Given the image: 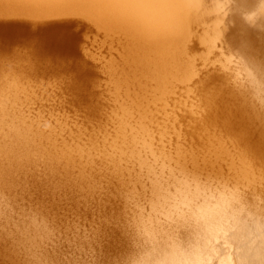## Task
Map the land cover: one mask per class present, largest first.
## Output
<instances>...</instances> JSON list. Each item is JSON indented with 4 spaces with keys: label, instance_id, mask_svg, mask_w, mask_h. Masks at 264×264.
Instances as JSON below:
<instances>
[{
    "label": "rangeland",
    "instance_id": "rangeland-1",
    "mask_svg": "<svg viewBox=\"0 0 264 264\" xmlns=\"http://www.w3.org/2000/svg\"><path fill=\"white\" fill-rule=\"evenodd\" d=\"M257 1L258 0H253V1L250 0L248 4H245L246 3L245 2L244 6L243 4H241L240 0L239 1L238 0H211V1L208 0L207 2H205L206 3L205 6H208L209 3H212V7L210 6L211 4H209L210 7L208 6V7H205L204 9L205 11L204 20L208 18V21L211 23L212 26L209 27L210 23L208 21L207 22L205 21L206 23H209L208 28L207 27L206 28L208 29L209 32L212 30L211 33L215 32L216 34V35L214 34L215 36L214 35L212 36L210 35V36L213 37L214 39L217 36L213 43V45L215 46L214 48H212L213 45L210 46L205 43L206 45L205 47H203L202 45L204 43L203 44L199 43L200 42L198 40L199 35L202 36L207 31L204 28V26H206L207 24L203 20L202 26H197L198 28L200 27V29L198 28L197 29L201 31L202 30L201 27H203L204 33L202 32L203 31L202 30L201 31L202 33L199 34L198 37H196L197 40H194V42L196 41V43L198 41L199 45L202 44L201 45L202 47H199L198 49V47L196 46V43L192 42L196 46V49L192 47L195 53L194 54L192 52V59H193V56L196 55L197 52L202 54L204 53V51H209V52L213 51L212 53L210 52L211 54L209 57L211 58L206 59V57L209 58L208 57L209 52H208V55H207V52L202 54L201 56L203 57H201L200 55L198 57V54H197L198 58L196 57V59L198 60V62L195 60V58L193 60H195L198 63V65L195 64L196 66H198L197 68L194 65L195 69L198 70V71L196 70L198 74L196 75L195 73L196 76L193 75L194 77L193 79L191 78L189 80V84L186 82L187 84L185 83L183 85V82L181 80H179L181 81V83L178 82V84L177 83L175 84V86L177 87H179V85H182V86L186 85L184 89H182V91L180 88H179L180 90H178L176 89L177 87L175 86H174L175 88L172 87L174 89L171 95L174 94L176 96L170 95L173 100L168 99L169 100L168 103L170 102L171 105L170 103L169 104L166 103L167 105L162 104V103L156 104V103H159L160 100L159 102L154 101L155 103L154 102L152 103V99H151L152 105L148 104L149 103L148 100L146 101V103L144 101V104H147L148 108L152 107L151 108L152 110L153 108L155 109L158 108L159 107L158 105L161 106V104L162 106L164 105L163 107L161 106L162 109L166 107V109L169 110L167 111L164 108L163 110H166L165 112L160 109V111L164 113L162 112L159 113V111L155 112L156 115L158 114L157 115L158 119L157 117L155 118L153 116L155 114L153 113V111H151V114L154 117V120H153L154 122L150 121V123L148 124L149 126L151 125L150 129H152L151 131L152 136L149 138L150 140L152 139L151 140L152 143L154 141L153 146L155 147L156 151L159 152L161 149L162 150L164 149L162 153L167 150L170 153L165 152L166 155L168 156L169 154L172 155L170 156L169 160L167 156L166 157L164 156L163 158L162 155H160L161 151L159 152V155L157 156L153 155L152 152L155 151L153 149L154 147L152 148V150L154 151H152L150 148L143 149L144 145H142L143 143L141 142L142 144L140 143V145L143 149V152L141 151V154L143 155L141 156L144 157L147 161L144 163H141L142 160L140 161L138 159L139 157L134 156L133 157L134 159H132L131 157L132 155L130 154L131 155L130 156L127 153H124V154L125 155L127 154L128 157L130 156L129 158L126 155L124 156L125 161L121 162V160H123V159H120V158H123L122 156L119 158L120 161H118V163L116 162L118 159L117 158L118 155L121 156L123 154L121 153L118 154L117 152L119 148L117 147V145L116 146L114 145L115 144L114 141L116 142L120 140L119 139L120 134L119 135L117 134V133H120L118 130L120 125L117 126L118 124L116 125V123L118 121H121L120 119L118 120V117L116 119L115 112H118L119 115L118 113L116 114L120 116L121 115L120 112H122L121 106L123 107L124 100L128 101L130 99L131 101V99L132 100L135 99L134 100L135 102L134 101L133 102L136 103V99H137L136 93L139 94V96L142 95V92L139 91L138 89L139 87L138 88L136 87V90H135V86L133 85L139 86V83L136 84L137 81L134 82L135 80L131 81L133 78H131L128 81L129 83H127L126 79L119 78V76L116 75L118 77L117 78L114 74H113V77L111 75L112 72L116 73L117 72L116 70L118 68H119L118 72H120V68L121 69L126 68L127 70V68L130 67V64L128 63L125 64L124 62L128 56L127 55L128 47L124 48V46H128L129 40H126V42L128 43L125 42L124 44L123 43L124 40L127 39L125 36L119 33L121 36L120 38L118 33L114 32L112 34L111 32L96 25V23L94 21H91V19L88 20L89 18L84 17L83 14H79V13L78 15L76 13V14H68V15L65 14V15L51 16V17H48L47 19L46 17L45 18L39 17L40 19L35 18L37 21L33 19L34 17H31V16L29 17L27 15L5 16L4 14H2L1 16L0 14V23H5L6 22L5 20H7V22L10 21V23H11V20H14L12 21L14 23L15 22L17 23V21L19 23L21 20L25 22L28 21L27 23L25 22L23 23V21H21L20 23H23L21 27H20V24L16 25V26H19L20 28H23V26L25 25L24 26L25 28L21 29V30H25L24 31L25 34L24 32L20 30V28H18L17 30V27L16 29L14 27H11L12 28L11 31H13L12 34H14V36H12L11 31L8 33V30L4 31V29H2V26L0 27V32H2L0 33V36H1L0 37V73L2 72L5 73V76L3 75L4 73L1 74L3 76L2 80H1V75H0V92H1L0 97L7 98L6 95H8V91L10 88L8 89L7 92L5 90H7L6 88L13 87V86L11 85L9 86V83L7 84L5 82L9 79L8 81H10V84H11L12 83L11 81L14 80V83H12V85H14L13 88H15V85H16V88L15 90L11 89L10 91L14 90L15 92L16 89H18L20 92L18 91L19 94L17 95L16 94L17 91H16L15 92L16 96L19 97L21 95V92L25 93L28 90H29L28 92L30 91L32 92L28 94L29 96L31 94L35 95V97L33 95L29 97L27 95L28 92L25 95H22V96H25L24 98L22 97L23 99L26 98V95L28 96L25 99L26 103L24 100H21L22 99L21 96H20L21 98L20 103H19V98H17L18 99L17 101L20 105L22 102H24L22 104L23 106H21L22 108H20V105H18L15 99L16 96L15 95L10 96V94H14V93L9 92L10 94L8 95L9 97L7 99H10V97L14 96L12 97V99L14 98L13 102L15 101L17 104L15 107L16 108L15 110L22 109V111L21 110L19 111L23 112V110L27 109L25 110V113L27 111V114L24 113L26 116L23 115L22 113L21 114L23 115L22 117H25V119H27V116L28 118L29 116L33 117V118L30 117V119H32V122L30 119H29L30 122L28 119L27 120L24 119L25 122L27 121V123L29 122L30 124L35 125L34 127L36 129L38 125L39 128H42L41 132H43V130L46 127H48V125L50 126V128H52L53 126L52 128L53 133L58 128H59L58 129L59 131H61L62 129H65L64 131L63 130L61 131V134L58 132V134H60L59 137H57L58 136L57 133H55L56 134L55 137H54L55 134H53V136L52 134H49L47 132V129L49 127L45 129L46 134H48L49 137L52 136V140L51 138L49 139V141L51 140V142H49L48 138H46L48 135H44L46 136L43 139L45 143L40 140L41 146H42L41 149H43V151L42 150L41 151L45 155L40 153L41 151L39 152V150L38 152L40 154H36L37 151L33 150V152H36V153H33L31 151L26 156L27 150H25L24 147H22V149L16 151L17 153H14V151H11L13 153L12 157H14L13 159L15 160L18 158L16 154H19V151H20L21 156L19 155L20 157L16 160V162L12 160V157L10 156L11 153H9V156L11 157V161H10V158H8L9 157L8 155L7 156L5 155L7 158L0 156V167H2V169H0V176L2 175L3 171H6L4 172L5 174L3 173L4 175H2L3 178L6 180L3 179L4 180L3 181L1 179L2 177H0V262L1 263L3 262V264H8V263L9 264H19V263L21 264L22 263H25V264H98V263L99 264H109L110 262V264H112L114 262L113 264H116L118 263L116 262V260L119 259L118 260L119 263L128 264L130 261L132 262L134 259H136L134 258V256H136L135 253H137L138 255V257L136 256L137 262L135 263L136 261L135 260L133 261V264L134 263L135 264H139V263L147 264L148 260H149V264H155L156 260L159 259L161 254H162L161 257H163L166 253H168L167 250H169L170 252V250L172 249L170 245L173 242H176V241L171 240L170 236L172 235L174 236V238L175 237L177 238V241H180L181 239V241L183 242V245L181 241L180 243L176 242L175 245L174 243L172 244V246H176L179 244L178 247H180L182 250L180 252H183V249L189 246L191 248L189 249L188 247L190 252L188 249H185V251L187 250L189 252L188 253L186 251V253L196 254L198 252L197 255L199 256V253L203 251V249H205L203 245L208 246V248L206 247L208 251L205 250L201 252L203 254V257L206 255L205 256L206 258L202 259L204 262L201 260L202 258L201 253L199 256V258L201 257L200 258L201 262L205 264H219V263L224 264V263H231V262L233 264L235 261H237V259H239V257H241V259L243 257L242 259L243 261L241 259L238 260L239 264H242V263L254 264L255 261L253 262L251 261L252 259H249V258L245 259L244 254H241L242 252L244 253V251L241 250L244 246H242L243 243L241 245L240 238L242 240L243 239L242 236L245 235L246 239H243V240H248V241L250 240V242H252L254 239V244L257 245L259 239H255L256 238L255 236H257L258 238L262 237V236L255 235L257 231L255 232L254 229H256V227L254 228V226H256L257 222L259 223L261 222V224L263 223L264 225V220H263L264 218L262 217L264 213L263 214L261 213L262 211L264 212V207H263L264 206V180H255L252 182H248L240 178L238 175V170H239L238 163H239L240 158L238 157L244 152L248 153L251 159H253L254 161L253 164L256 169L255 171L258 174H260L259 169L264 168V162H263L264 157L261 156L262 154L264 155V152H261V150H264L263 149L264 148V142H263L264 141L263 139L264 138V125H263L264 115L262 116V114L264 113V102H263L264 101V94H263L264 93V59H263L264 52L262 51L258 52V48H262L264 46V40L261 39V38H264L263 36H261V35H264L263 34L264 30L261 31V29H264V26L262 27L264 23L261 22V21L264 22L263 20L264 15L262 14L264 13L262 11V8H264V3L262 0H259L261 1L259 3ZM213 2H215L216 5ZM258 4L259 5L261 4L262 6H258ZM246 5L249 6L247 8H253V10L249 9L250 10L249 11L245 7ZM242 7L244 9L246 8L249 12L244 10ZM258 7L260 9H258ZM206 8H209V9L207 10ZM209 10L211 13L209 12ZM214 12H216L218 16L222 15V17L221 16L219 17V19H221L219 20V23H217L218 18H215V16L217 15L216 13L213 14ZM206 13L211 16L208 17ZM238 14H239V17L237 19ZM244 15H247L245 16L247 20L246 22L245 20H242V19H245ZM210 17L211 19L213 17V20L210 21L209 20ZM28 18L33 19L31 20L32 22L36 21L34 22L36 25L34 26V23L32 24ZM41 19H42V22L45 21V23L40 22ZM43 19L45 20L43 21ZM63 20L64 22H68L69 24L68 23H66V25L65 23L63 24ZM49 22L61 23L63 26H65V28L63 27L64 29H62V32L66 31V33L65 34L61 33L63 34L61 39H63V43L67 42V44H64L67 46H64L63 43L57 44L56 43L57 41L55 42L54 40H52L54 38L51 37L53 36V34L50 35L51 33L50 30L48 31V33H45L46 32L45 30L47 28L46 25ZM242 22L247 23L250 27H253L254 29L251 28L252 34L255 33L254 37L255 35L256 37H258L257 39L256 37L254 38L252 35V38H253L252 40L254 41V43H256V46L255 44L253 45L252 43V47L254 46V48H250V49H254V51L253 50L250 51V55L252 56L251 57L252 59L250 58L249 55L246 56V54H249V52L247 53L244 52L245 50L247 51V48H245V44L249 43L250 39L249 38H247L248 40L244 39V37H247V36H244L245 34L243 33L244 31L242 27L245 26L246 24L241 26L240 24ZM28 25H29V28L34 26L37 28V30H35L36 28L34 29L35 31L32 30L34 28L32 27L31 28L32 32L30 33V29L28 28L29 29L28 31V29L26 28L28 27ZM248 25L246 26L248 27ZM41 26L44 30L42 28H39ZM214 26L215 28H212ZM239 26L241 27L242 30L240 29ZM260 26H261V29H260ZM257 27H259L260 31L259 29H257V32H256ZM51 28L54 29L55 27L54 28L51 27ZM66 28L68 29L69 32L66 30ZM40 29H42L43 32ZM252 29L255 31L254 33ZM16 30L18 32H16ZM14 31L16 32V34H18L17 36H15L16 34ZM5 32H7L6 33L7 35L3 34ZM20 32L23 33V35ZM199 32H197V34ZM238 33L240 34L239 36H238ZM8 34L11 38H9ZM37 34H39V36ZM42 34H43L42 37L44 38L40 36ZM258 34H261V35H258ZM66 35H68V37ZM46 36H48L49 38H52L50 40L53 42H49L48 41L49 39ZM237 36L240 37L239 38L240 40L237 38ZM53 37H55V34ZM70 37H73L71 39H74V41L73 40L69 41L71 40ZM193 38H195V36ZM44 39H48V40H44ZM72 42H75L76 45ZM241 43L243 44V48H242ZM191 44L190 46H192ZM257 44H259L260 46L258 45L257 47ZM57 46L59 47L62 46V47L58 48ZM63 46L65 48H63ZM68 46L70 47V49H68L69 48ZM209 47H211L212 50ZM61 48L66 49V50H62ZM206 48L207 49L209 48V50H207ZM124 50L126 52H124ZM124 54H126V57ZM122 58H125V59H122ZM248 58H250L252 61L249 60ZM202 60H205L206 62H203ZM250 61L252 64H250ZM253 62H254V65H253ZM117 65L123 66V67H118ZM111 66L113 69L110 68ZM113 66L114 67L116 66L115 69L117 67L118 68L115 70ZM123 69L121 70L122 71L121 73H117V74H122L121 76H123L124 78L123 73L125 71H123ZM7 71L9 72L7 73ZM6 73L7 74L10 73V75L8 76ZM12 74H14V76L17 75L18 79H20L21 82H18L19 80L17 78L16 79L18 81L15 82L16 76L13 77ZM11 76L13 77L12 80L10 79ZM4 77L6 78V80ZM117 79L119 81H116ZM121 79L123 80V85L125 84L124 81H126L128 85L131 82H134V84L131 83L133 85L131 84H130L131 86L127 85V87L125 88L124 92L127 94L123 93V90H124L123 88L126 85L124 86L120 85L122 84ZM114 80L116 81V83L118 82V87L120 85L119 89H121L120 91L118 90V87H115L117 90L116 91L117 96L114 93L115 92L114 86L116 85ZM2 81L5 83V85H7L5 89L3 88L4 83H1ZM119 82L121 83L119 84ZM113 83H115V85ZM255 83H258V84H255ZM17 84L19 85V87L24 85L25 88H23L24 87L23 86L22 89H25V90L22 91V89L20 90V88H17ZM153 85L154 83H152V85L150 83V86H153ZM190 85H191V88H190ZM121 86H123V88ZM182 86L180 87L182 88ZM186 87L189 90H187ZM129 88L131 92L133 93H129L130 92V90H128ZM118 91H120L119 95L121 97L118 96ZM121 92L123 93L122 95H121ZM147 92L148 94H150L149 91ZM211 93L214 95V99L212 101L210 100ZM235 93L237 96L235 95ZM131 95L135 97L130 98L129 96ZM124 96H126L127 98L126 97L124 98ZM144 96L146 97V99H149V100L151 98L150 97L151 95L149 96V98L146 95ZM171 97H168V98H171ZM174 97H177V99L181 100L180 104L176 105L177 104L176 102L179 103V101L175 99L176 100L175 102ZM241 97L242 98L245 97L250 102H252L253 106L252 105L250 106L256 109L258 114L255 112L256 114L253 115L254 113L251 112L252 108L248 107L247 109H245L246 113L249 116L247 119V114L245 113L246 115L245 117L244 112L239 110V108H241V105H242L240 101ZM6 98L3 100H6ZM28 98H33V100H31L32 103L30 102V99ZM27 100L29 104L31 103L32 107L28 104ZM120 100L123 102L122 103L123 105L120 104L119 102ZM7 101L9 102V106H7L8 103L6 105L4 102L5 106L9 109V107L13 105L11 106L13 107L11 110H13L14 113H16L14 110L15 103L11 102L12 101L11 99L10 101L9 100ZM127 101L125 102V105L129 103V101L128 103ZM250 102L249 104H251ZM24 104L27 108L24 106ZM133 104L131 106L129 104L130 107L133 106L132 108L133 112L131 113L133 114L135 112V116H133L134 114L133 115L131 114L132 115L131 119L137 120L136 118H138L140 114L137 115L138 108L134 104L135 105V109H134ZM28 105L32 108L31 109L32 111L30 110ZM154 105L157 107H153ZM117 106L119 109H117ZM17 107H19V109H17ZM28 109L31 111L30 113L28 112ZM11 110H9L10 114H12L13 112V111L11 112ZM233 110L235 112L231 113V111ZM19 111H17V115H20ZM237 112L240 117L237 115ZM230 113L233 115L235 113V115L237 116L234 117ZM36 115L37 116L40 115V116L36 117ZM114 115H115V119H114ZM232 116L234 118L237 117L239 119L238 122L241 125L244 124V122H246L245 125L248 126L249 124L250 127L248 126L246 128L245 125H242V129H240L241 127L239 126L240 124L236 123L235 121L237 118L234 119V123H236L237 125L235 124L233 126L234 124L232 122L233 118H230ZM250 116L252 120H249L251 119ZM40 117L41 118L43 117V118L40 120ZM226 118L232 120V121L231 120L228 121V123L230 124V126L228 127H232V129L228 128L225 125ZM155 119H157L156 122H155ZM139 120L140 118H138L137 123L134 124L135 127L139 125L138 123ZM241 121H244V122H241ZM247 121H250V122L247 123ZM35 122H38L39 124H36ZM43 122L45 124H42ZM259 122H261L262 124ZM51 123H53V125H50ZM65 123L68 126L65 125ZM41 124L43 126H41ZM45 125L47 126L45 127ZM57 125H59V127ZM64 125L68 127L67 130ZM61 127H64V128L60 129ZM115 127L116 128L118 127V129H116ZM50 128L48 129V131H51ZM55 128L57 129L54 130ZM95 128L98 130H96ZM160 129L161 130L165 129L166 131L162 130L163 132L162 133ZM247 129H251L253 131H249ZM77 130H79V133H78L79 136L76 135L77 133L75 134ZM82 130L83 132H80ZM94 130H95V133H94ZM242 130L243 131L246 130L245 132L247 133L249 132V134L251 132L252 133L251 137H248V136L246 137V135L244 136L245 132H243ZM45 131H44V134H45ZM96 131H98V135ZM234 131H236L237 134H235ZM238 132L242 134L244 133V134L242 135V134H239ZM115 133L116 135L119 136V138L118 136H116L118 139H116ZM73 136H75V138L78 137V140H75ZM91 136L93 137V139H91L92 138ZM96 137H98L97 138L98 140L96 139ZM6 138L7 137H5V139ZM53 138H57V139L60 138V139L57 140ZM106 138H108L109 142L112 141L114 144L112 142H110L111 145H109V143L106 144L108 142L107 140H105ZM110 138L111 139L113 138L115 140H111ZM241 138L244 139V141H242ZM246 138L247 140L245 141ZM2 139H4V137ZM101 139L104 141H107L105 143L106 144L105 147L107 148H104V146H102L103 144L101 145V143H104V142L101 141L99 143V140ZM8 140L9 138L3 142L4 143L9 142L10 140L9 141ZM56 140L57 141L61 140V141L56 142V143L52 142V141L55 142ZM63 140L67 142L69 141L70 143L69 142L65 143ZM253 140L257 141V145L255 143L256 141L254 142ZM62 141L64 142V144L59 145ZM74 141H76L77 144H75ZM91 141H93V144ZM141 141H143V139ZM48 142L50 143V145L48 144ZM71 142H73V144ZM82 142H85L86 144ZM94 142L99 143L97 144L99 146V147L97 146L98 149H96V143ZM42 143H44L45 146ZM51 144L55 146L57 144L58 148L60 147L64 148V146L66 147L70 146L72 147L71 148L72 150L77 145L78 148L73 150V154L76 152L81 154L83 152L84 156L82 155V158L84 157V159L87 158L88 160L87 161H84V159L80 160L79 158H81V156L77 155L76 153L74 154V158L72 160H69L66 157L63 158L64 161L62 158L61 159L58 158L60 160L55 158L56 159L55 161L58 163L57 165H59L58 167H56L55 165L51 164V163L56 164V162L53 161L54 158L53 159L51 158L49 160L50 156L48 155L52 154L54 151L56 152L59 149L55 150L53 148L54 146H51ZM87 144H89L90 146L91 145L94 146L95 144V146L90 147ZM116 144L118 143L116 142ZM47 145L50 146V149L52 148L51 149L53 150L52 153H50L51 150L48 149L49 147ZM80 146L83 148L82 152L81 150H79ZM111 146L113 148L117 147L118 149H114L117 152H115ZM218 146H219L218 151H215L214 149H216V147ZM220 146H223L224 148H220ZM243 146H244V149H243ZM254 146H257L258 148ZM45 147H48L47 148L48 150L45 149ZM85 147L91 148L93 150L87 149ZM179 147L181 148L183 154L182 152L179 151L180 150ZM212 147L214 149H212ZM94 148L97 151L94 150ZM138 148H140L139 143H138ZM157 148H159L160 150ZM245 148H246V151H245ZM21 150H23L22 152L23 154L21 153ZM77 150H79L80 152H78ZM85 150H88V151H85ZM99 150L101 151V153ZM103 150L107 151L109 155H107L106 152L105 153L102 152ZM149 150H151V152ZM223 150H226V152L222 153ZM254 150L256 152V155H254L255 154ZM93 151H95L94 155H92ZM109 151H111V153L112 151H114V155L116 154L117 156L116 157L112 156L113 154L111 155ZM88 152H91V153H88ZM46 153H48L47 156H48L49 161H46L47 160ZM257 153H258V156L260 154L259 157H255L257 156ZM30 154L32 156L36 155V157L34 156L33 158L32 156H29ZM88 154H91L93 157L96 155V157L93 158L91 155H88ZM101 154H106L105 156H107L108 158L110 157L111 160L114 159L112 162H116L118 165H121L119 164V162H121L123 164V166L121 165L123 169L121 166L120 167H121V171L122 170L124 171V172L122 171L123 175L120 172V168L117 166L119 168L118 169L115 166L117 164L112 163L111 160H109L108 158H106L105 156ZM75 155L79 156L77 158L80 161H77L78 159L76 158ZM158 156H161V157H158ZM182 156L184 158H182ZM21 157H24V158H21ZM25 157L27 158L32 157L33 161L31 160V158L26 160L27 158ZM103 157H105V159ZM125 157H127V159ZM90 159L93 161V163H91ZM106 159L108 160V162H106L107 161ZM8 160L10 162H14L17 166L13 163L11 164H13V166H16V168H18L19 166L18 164H21L22 166L20 165L19 169H16L10 164L11 167H9L7 164L9 162ZM29 160H31L32 162L27 163V161ZM51 160L52 162L50 163ZM57 160L60 162L62 160L61 165L59 164L60 162H58ZM74 160H76L77 162L76 165L75 163L74 164L72 163V161L74 162ZM94 160H96V163ZM109 161L111 162V164ZM1 162H3L4 164ZM78 162L79 164H82V165L86 164V162L88 164L90 163V165L93 164L92 167L89 165L92 169H89L90 167L88 165L87 166L81 165L82 166L81 168V166H78L79 165ZM49 163L51 164V166ZM70 163L72 164L70 165ZM105 163L106 164L108 163L111 165V167H114L113 170L117 169L116 172L111 170L112 168H109L108 166L110 165L108 164H107L108 166H106L108 168L107 169L105 167L106 165ZM182 163H184L187 166L188 172L190 169L192 171L195 170L194 166L197 169V177L195 180L191 176L193 173L196 172V170L193 173L192 171H190L191 172L190 173L191 175H189L190 180H191L190 187L192 188V190L186 193L185 195H182L180 193L181 191L179 192L180 188H183L182 182L185 181V179L187 178V173H184V170L181 169V166L184 165ZM5 165L9 169L4 167ZM85 167L89 169L90 171L85 170L86 169ZM68 169L69 171H67ZM83 170L85 171V173L82 172ZM79 171L80 173H83V177L84 175H86L84 179L82 178L83 180L80 179L79 177L77 178V176H79L78 175ZM110 171H113V172L110 173ZM6 174L8 176V179L6 178L7 176H5ZM67 175L68 176L71 175L70 176L71 180L69 179ZM80 175L82 177V174ZM72 176L73 178L74 177L75 178L72 179ZM94 176H97L96 177L97 179H95L97 183L94 180ZM98 178H99V181H98ZM78 179L83 182L78 181ZM152 179L156 180L157 183H160V184H162L161 182H163V185L165 186L164 187L165 191L164 189H162L163 192L169 191V193L170 192L171 193L167 195L166 197L163 194H156L157 193L156 190H153L155 186L153 184H156V181H153ZM159 180L160 182H158ZM180 180H183V181H180ZM76 181H78V184ZM87 182L89 183V185H87L88 184ZM154 198H157V200L155 199L154 201ZM250 202H252L251 204L255 205L256 207L258 206L257 204H260L262 206V208H260V206H258V209L255 208L259 211V212L256 211L257 214L255 213V215H254V209H253L254 206H251V204L250 206H246ZM155 203L157 204L155 205ZM248 207H251V208H248ZM205 208H208L210 211L215 213L214 219L213 217H209L206 219L202 218L203 211L205 210ZM259 208L261 211L259 210ZM244 209H245L244 211L245 213L243 212ZM249 209H251L252 215L249 213L250 211L246 212V210H249ZM195 212L197 216L195 215ZM240 214L242 217H244L243 215H245V217L242 219V217L239 216ZM248 214H250L252 219L254 220H252L251 217L250 218L247 217ZM238 216L239 218L241 217L240 220L242 221L244 220V222H246L247 227H250V228L245 227L247 229L244 231L245 228L243 227L246 225H244L245 223L240 221L239 218H237ZM256 216L259 217V219L262 217V219L260 220L257 219L258 221L256 220L257 221L256 222L255 221ZM208 219H211V222L213 225L209 222L210 220ZM237 219L240 221V223H244L243 225L241 224L242 225L241 226L242 229H240L241 233H239L240 232L238 231L239 229H234V228H237V226L240 227V223L236 225L238 223ZM250 219L252 221H250ZM253 221L255 222V224ZM234 222H237V223H234ZM247 223H249V225ZM250 223L251 224L253 223L254 226L250 225ZM141 224L142 225L146 224L148 226L146 227L143 225L144 228L146 227L145 228L146 232L149 231L150 233V231L152 230L151 231L152 235H154L152 236V238L154 237L153 239H155L156 241L158 239V235H160V233L162 234V232H163L162 237H166V238H163V241H161L162 239L160 238L161 236L160 235L159 238L161 240L158 239L160 241L154 242V240L151 238V234H150V237H147L149 234L148 232H147L146 237L142 236L141 234H145L146 232L143 231L144 233H141L142 232L141 230L143 228ZM185 224H187L186 226L188 227L187 228L188 231L192 227L191 230L193 232L191 233L184 232L185 235L189 234L188 236H191L193 233V236L189 237L190 240L188 239L187 236H186L187 237L186 239V237L184 236L182 232L183 230H180L181 232H179V229L181 228H184L186 230V227L182 226ZM234 224L236 225V227ZM189 225H191L190 228H189ZM214 225H216L217 227ZM251 227H253L254 229ZM148 228H150V230ZM249 229L250 230L252 229L254 232L250 231ZM121 230L122 232L123 231L124 232L122 233ZM118 231H119V235L117 233ZM237 231L238 233H236ZM246 231H248V234ZM114 232L117 234L115 235ZM153 232L158 233L157 237ZM165 232L170 233V235L169 236L166 235ZM249 232H251V234L254 233L252 234V238H250L251 234H249ZM179 233L181 236H179ZM234 233L237 234L236 237L234 236L236 235ZM120 234H122L121 237H119ZM123 234H127L128 236L127 235L125 236ZM230 234H231V237L234 236L236 239L238 236L240 237L241 235V237L238 238L240 241V244L232 243L233 241L236 242L238 240H236L233 237L231 238ZM256 234L260 235V233H256ZM123 236L126 239H124ZM245 236L243 237L245 238ZM113 237L115 239L116 238L118 239V240L116 239L117 242H119L120 238H121L120 241L124 239L128 242H126L125 244V241L123 240L122 242H124V244H122V242H119L118 244L115 241V239H113ZM127 237L129 238L128 240H127ZM178 237H182V238H178ZM168 238H169V241H167ZM112 239L114 243L116 244L113 243V245H109L108 247V244H110V242L112 243ZM145 239H147V242ZM148 239L151 240V241L149 240V243H148ZM261 239L259 240V242L261 241ZM142 240L144 241L143 242L144 244L147 243V246L149 245L148 247L146 245H145L146 247L144 245H142L144 247H140L143 249L147 248L148 251L150 250L148 252L146 251L147 249L146 250L144 249L145 252L143 253L144 255L147 254L146 256L142 255L143 253L138 254L139 250H141L139 249V245L141 246ZM187 241H189L190 243ZM255 241H257V243H255ZM168 242H170L171 244H167ZM120 243L123 245V247L128 245V247H124L128 252L124 248H121L122 245ZM164 243L168 245L167 248H166L167 245H165ZM201 243H204V244L202 245ZM129 245L131 246V248H129L130 247ZM153 245H156V246H153ZM161 245H163L162 247H165L166 250L162 248ZM194 245H195L196 251L191 252L194 248L193 247ZM198 245L199 246L201 245V247H196ZM235 245L237 248L235 247ZM237 245H239V247ZM102 246L103 248L105 246L104 251H103ZM132 246H135V247L132 248ZM136 246H137L138 252L137 250H134V248L136 249ZM150 246L152 247L150 248ZM110 247L112 248V250L110 249ZM154 247H157V248L159 247V249L161 248V250L158 251V249ZM100 248H102L103 252L100 251ZM117 248H121V251L124 249L127 252V254L124 253L127 255L126 256V260H128L127 263L124 258L125 255L123 253L122 254L124 257H122V259L121 257H119L122 254L119 255V253L121 252L119 251L120 249H117ZM238 248L241 250L240 252L239 251L237 252ZM34 249H36V251ZM107 249H109L110 252H113V250L115 249L116 255H115V252L113 253L107 252L109 251ZM116 249L119 252H117ZM151 249L152 251L156 249L157 252L159 253L154 252L155 254L154 255ZM197 249H199L200 252ZM133 250L134 252L135 251L136 252L133 253ZM44 251H45L46 256L44 255ZM37 253L40 255L43 254L42 255L43 257L38 256ZM150 253L151 255L149 256L153 255V257L155 258L158 256L157 259L155 258L153 259L155 261L154 263H153V260L151 259L152 257H149L150 259L148 258V254ZM223 253H226V254H223ZM48 254L50 255V258H48L49 257ZM98 254L99 255L102 254V256L99 257ZM110 255L111 257L113 255H114L113 257H116L118 255V258L116 257V260L114 258V261H113V257H112L111 260L113 262L111 263V260L109 259ZM140 255H142L141 256L142 258L145 257L144 259L148 258L147 261L142 260L141 261L142 263L138 261V259L140 260L141 258ZM227 255H228V258H227ZM234 255L236 256L238 255L237 256L238 258H236V256L234 257ZM190 256L191 255H189L188 259H190ZM229 256H231V258L233 256L232 260L235 258L236 259L232 261ZM130 257H133V260ZM223 257L225 258L223 259ZM120 259L122 260V262ZM225 259H228L226 260L227 262H224ZM99 260L101 261V263L98 262ZM123 260L125 262H123ZM150 260L152 261L150 262ZM103 261L104 263H102ZM237 263L238 262H236V264Z\"/></svg>",
    "mask_w": 264,
    "mask_h": 264
},
{
    "label": "bare ground",
    "instance_id": "bare-ground-1",
    "mask_svg": "<svg viewBox=\"0 0 264 264\" xmlns=\"http://www.w3.org/2000/svg\"><path fill=\"white\" fill-rule=\"evenodd\" d=\"M208 0H0V14H1V16H2V14H4L5 16H15V15H18V16H20V15H27V16H31V17H34L33 19L34 20H36L35 18H41V17H46V19L48 18V17H51V16H57V15H68V14H76L77 13V15H78V13L79 14H83L84 15V17H87V18H89L88 20H90L91 19V21H94L95 23H96V25H98L99 27H101V28H103V29H105V30H107V31H109V32H111L112 34L115 32V33H118V35L120 36V34H122L123 36H125L127 39H125L124 40V44H125V42H126V40H129L128 42H126V43H128V46H124V48L126 47H128L127 48V50H128V53H127V59L124 61L125 62V64H130V67H128L127 68V70H126V68H122L123 69V71H125L124 73H123V75H124V78H123V76H121L122 74H117V73H121L122 71V69L120 68V72H118V67H123V66H118L116 69H115V67H114V69L117 71L116 73H114V72H112V77H113V74L116 76H119V78H122V79H126V81H127V83H129L128 81L131 79V78H133L131 81H133V80H135L134 82H136L137 81V83L136 84H138L139 83V86H136V85H133L134 84V82H131V83H133V84H131V85H133V86H135V90H136V87L139 89V91H141L142 92V95H140L139 96V94H137L136 93V103H134L135 101V99H131V101H130V99L128 100L129 101V103H128V101H127V103L128 104H126L125 105V100H124V103L120 100L119 102H120V104L121 105H123V107L121 106V110H122V112H120L121 113V115L120 116H118L119 115V113L118 112H115V115H116V119H117V117H118V120L120 119L121 121H118V120H116V121H118L117 123H116V125L117 126H119V129H118V127L116 128V129H118L119 130V132L120 133H117L118 135L120 134V138H119V136L118 135H116V133H115V137L116 136H118V138L120 139V140H118V141H116L118 144H116V142L114 141V143L112 142V141H110V142H112L115 146L117 145V147L119 148H113L112 146H114V145H112L111 147H112V149L114 150V149H118V152L116 151V150H114L115 152H117L118 154L119 153H121V154H123V155H118V159H117V163H118V161H120V159H123V160H121V162H123V161H125L124 160V156H126L127 154H131L130 156L132 157V159H134L133 157L134 156H136V157H139L138 159L141 161L142 160V162L141 163H144V162H147L146 161V159L144 158V157H142L141 155H143V154H141V151L143 152V149L145 148H150L151 150H152V148L154 147L153 146V143H154V141H153V143H152V139L150 140V138L149 137H151L152 135V133H151V131H152V129H150V127H151V125L149 126V124L148 123H150V121H153L154 120V117L156 118L157 117V115L155 114V112H157V111H159V113L160 112H162V111H160V109L161 110H163L164 108L166 109V107H164L163 109L161 108V106H162V104H169L168 103V101L169 100H171L172 99V97L171 96H176V95H174V94H172L171 95V93H172V91H173V89L175 88V87H177V86H175V84L177 83L178 84V82H180L181 83V81L183 82V85L187 82L188 84H189V80L192 78L193 79V77L194 76H196L198 73L196 72V70L197 69H195V66L196 65H198V60L196 59V57H197V54H198V57H199V55L201 56L202 54H204V53H206L207 52V55H208V52L209 51H204V53H202V54H200V53H196V55H194L193 56V59L195 58V60L197 61H195V60H193L192 59V52L194 53V49H196V46L198 47V49H199V47H205V45L207 44V45H213V43H214V40L216 39V37H215V39L213 38V37H211L212 35H214L215 34V32L214 33H211V31L209 32L208 31V24L210 23L209 21H208V18H207V16H206V20H204V13H205V11H204V9H205V7H208L209 6V4H211L210 6L212 7V3H209L208 4V6H205L206 5V3L205 2H207ZM211 1V0H210ZM239 1V0H238ZM241 1V4H243V6H244V3L245 4H248L249 3V1L250 0H240ZM253 1V0H252ZM263 1V3H264V0H262ZM258 3L259 2H261V1H257ZM213 3H215V2H213ZM218 4V3H217ZM214 5V4H213ZM215 5H216V3H215ZM220 5V4H219ZM257 5V4H256ZM209 6V7H210ZM251 6V5H250ZM258 6H262L261 4L259 5L258 4ZM246 8L247 7H249V6H245ZM243 8V7H242ZM244 9V10H246V11H248L249 9L250 10H253V8H247V9ZM207 10L209 9V8H206ZM219 9H220V7H219ZM258 9H260L259 7H258ZM249 10V11H250ZM211 11H213V10H211ZM219 11V10H218ZM217 11V12H218ZM248 11V12H249ZM262 11L264 12V8H262ZM209 12H210V10H209ZM208 13V12H207ZM206 13V15H208ZM211 13V12H210ZM216 12H214L213 14H215ZM262 13V12H261ZM263 15H264V13H262ZM216 15H217V13H216ZM209 16H211V15H208V17ZM218 16V15H217ZM217 16H215V18H218L217 20H218V22L217 23H219V20H221V19H219V17L221 16L222 17V15H219L218 17ZM243 16V15H242ZM245 16H247V15H244V18L245 19H242V20H245V22L247 21L246 20V17ZM214 17V16H213ZM213 17H212V19H211V17H210V21L211 20H213ZM238 17H239V14H238V16H237V19H238ZM241 17V16H240ZM262 17V16H261ZM39 18V19H40ZM263 18H264V16H263ZM263 18H261V19H263ZM30 21L31 20H33V19H30V18H28ZM11 20V19H10ZM45 19H43V21H44ZM204 20V22L206 21H208L209 23H206L205 25L206 26H204V28H205V30H207L206 31V33H204V30H203V27H201L202 28V32L204 33L202 36L201 35H199V34H201L202 32L200 31V30H198V29H200V27L198 28L197 26H202V21ZM241 20V19H240ZM241 20V21H242ZM264 20V19H263ZM6 22L5 23H0V27L2 26V29H4V31H7L8 30V33L12 30V28L11 27H14L15 29H16V27H17V30H18V28H20L22 25H23V23L25 22V21H23V20H21V21H23V23H18V21H17V23L15 22H12V21H14V20H11V23H10V21H8L7 22V20H5ZM16 21V20H15ZM37 21V20H36ZM36 21H31V23L33 24L34 22H36ZM47 21H49V20H47ZM58 21V20H57ZM71 21V20H70ZM216 21V20H215ZM239 21V20H238ZM2 22V21H1ZM28 21H26L25 23H27ZM40 22H42V19L40 20ZM59 22V21H58ZM72 22V21H71ZM262 23H264L263 21H261ZM42 23H45V21L44 22H42ZM41 23V24H42ZM65 23V25H66V23H68V22H64V20H63V24ZM215 23V22H214ZM261 23V24H262ZM20 24V27L19 26H16V25H19ZM29 24V23H28ZM37 24H38V22H37ZM69 24V23H68ZM71 24H73V23H71ZM240 24V23H239ZM248 25L247 23H241L240 25L242 26V25ZM27 25V24H26ZM36 24L34 23V26H35ZM43 25H45V24H43ZM217 25V24H216ZM243 26L242 28H243V33L245 34H243L244 36H247V37H244V39H247V38H249L250 39V41H249V43H246L245 44V48H247V51L245 50L244 52H249V54H246V56H250V58L252 57L251 55H250V51H254V49H250V48H254V46L252 47V43H253V45L255 44V46H256V43H254V41L252 40L253 38H252V35H253V37H254V28L253 27H250L249 25H248V27L247 26ZM25 26V25H24ZM23 26V28H25ZM34 26H32V27H34ZM47 28H46V32L45 33H48V31L50 30V35L51 34H53V36H54V34H55V37H53V36H51L52 38H54V39H52V38H49L50 37V35H49V37L48 36H46V37H48V39H44V40H48L49 42H53V41H51L50 39H52V40H54L57 44H59V43H63V39H61V37H62V35L63 34H65L66 33V31L65 32H62V29H64L65 28V26H63L61 23H52V22H49V23H47ZM212 25H211V23H210V26L209 27H211ZM264 25H262V27H263ZM31 27V28H32ZM45 27V26H44ZM51 27H55L54 29H52ZM64 27V28H63ZM207 27V28H206ZM240 27V26H239ZM239 27H237V28H239ZM14 28H13V30H14ZM23 28H20V30L21 29H23ZM27 29L29 28V25H28V27H26ZM31 28H29L30 29V33L32 32L31 31ZM36 27H34L32 30H34ZM39 28H42V26L41 27H39ZM38 28V29H39ZM71 28V27H70ZM198 28V29H197ZM212 28H215V26L214 27H212ZM250 30H249V29ZM251 28H253L252 30H253V33L254 34H252V31H251ZM29 29H28V31H29ZM43 29V28H42ZM42 29H40V30H42ZM240 29H241V27H240ZM257 29H259V27H257L256 28V32H257ZM260 29H261V26H260ZM260 29H259V31H260ZM16 30V32H18ZM19 30V31H20ZM35 30H37V28L35 29ZM34 30V31H35ZM39 30V31H40ZM44 30V29H43ZM43 30H42V32H43ZM54 32H52V31ZM66 30L68 31V29L66 28ZM242 30V29H241ZM262 30H264V29H261V31ZM22 32H24L25 30H21ZM59 31V32H58ZM64 31V30H63ZM200 31V32H199ZM12 32L13 31H11V34H12ZM15 32V31H14ZM16 32H15V34H16ZM41 32V31H40ZM69 32V31H68ZM106 32V31H105ZM197 32H199L198 34H197ZM217 32V31H216ZM0 33H2V32H0ZM7 32H5V33H3V34H5V35H7L6 34ZM21 33V32H20ZM28 33V32H27ZM35 33V32H34ZM33 33V34H34ZM38 33V32H37ZM61 33H63V34H61ZM110 33V34H111ZM120 33V34H119ZM208 33V34H207ZM211 33V34H210ZM237 33V32H236ZM262 33V32H261ZM3 34H1V35H3ZM22 35H23V33H21ZM24 34H25V32H24ZM41 34V33H40ZM109 34V33H108ZM107 34V35H108ZM257 34V33H256ZM263 34H264V32H263ZM18 34H16L15 36H17ZM38 36H39V34H37ZM71 35H73V34H71ZM198 35H199V38H198V40L200 41L199 43H204L203 45L202 44H200L199 45V43H198V41H197V43H198V45H197V43H196V41L194 42V40H197V38L196 37H198ZM211 35V36H210ZM216 35V34H215ZM214 35V36H215ZM240 34L238 33V36H239ZM242 35V36H243ZM258 35H261V34H258ZM8 36H9V34H8ZM12 36H14V34H12ZM35 36V35H34ZM41 37L43 36V34L42 35H40ZM67 37H68V35H66ZM65 36V37H66ZM110 36V35H109ZM195 36V38H193ZM237 36V38L239 39L240 37H238ZM261 36H263L264 37V35H261ZM1 37V36H0ZM40 37V38H41ZM65 37H63V38H65ZM255 37H256V35H255ZM254 37V38H255ZM260 37V36H259ZM9 38H11L10 36H9ZM42 38H44V37H42ZM71 38H73V37H70V39ZM74 38H75V36H74ZM120 38H121V36H120ZM123 38V37H122ZM192 38H193V40H192ZM257 39H258V37H256ZM262 40H264V38H261ZM44 40H42V41H44ZM74 41V39H71V40H69V41ZM192 40V41H191ZM240 40V39H239ZM248 40V39H247ZM255 40V39H254ZM41 41V40H40ZM39 41V42H40ZM68 41V42H69ZM258 41V40H257ZM261 41V40H260ZM45 42H47V41H45ZM193 42V43H196V46H195V44H191V43ZM241 42V41H240ZM244 42V41H243ZM242 42V43H243ZM245 42H246V40H245ZM256 42V41H255ZM259 42V41H258ZM257 42V43H258ZM72 43H74L75 45H76V43L75 42H72ZM71 43V44H72ZM206 43V44H205ZM241 43V44H242ZM261 43V42H260ZM259 43V44H260ZM262 43H263V41H262ZM56 44V45H57ZM64 44H67V42L66 43H63V45ZM69 44V43H68ZM190 44L192 45V46H190ZM216 44V43H215ZM244 44V43H243ZM243 44H242V48H243ZM259 44H257V47H258V45ZM62 45V44H61ZM74 45V46H75ZM194 45V46H193ZM202 45V46H201ZM263 45V44H262ZM51 46V45H50ZM55 46V45H54ZM64 46H67V45H64ZM63 46V48H65ZM70 46V45H69ZM68 46V47H69ZM73 46V47H74ZM214 46L215 45H213V47L212 48H214ZM260 46V45H259ZM58 48H60V47H62V46H57ZM68 47H66V48H68ZM192 47H194V49L192 48ZM262 47V46H261ZM63 48H61L62 50H66V49H63ZM75 48V47H74ZM210 49H211V47H209ZM209 48L207 49V50H209ZM244 48V49H245ZM68 49H70V47L68 48ZM197 49V50H198ZM126 50V49H125ZM124 50V52H126ZM193 50V51H192ZM212 50V49H211ZM260 51H262V52H264V46L262 47V48H258V52H260ZM211 52V51H210ZM209 52V55H208V57L210 56V54L213 52H211L210 53ZM255 53V52H254ZM195 54V53H194ZM253 54V53H252ZM125 55V57H126V54H124ZM254 55V54H253ZM197 57V58H198ZM201 57H203V56H201ZM262 57V56H261ZM211 57H209V58H207L206 57V59H210ZM250 58H248L249 60H251ZM122 59H125V58H122ZM203 59V58H202ZM264 59V58H263ZM195 61V62H194ZM203 62H206L205 60H202ZM252 61V60H251ZM251 61H250V64H252L251 63ZM254 61V60H253ZM256 61V60H255ZM114 64V63H113ZM196 64V65H195ZM263 64V63H262ZM195 65V66H194ZM253 65H254V62H253ZM252 65V66H253ZM256 66V65H255ZM198 66H196V68H197ZM110 68H112V66L110 67ZM254 68V67H253ZM113 69V68H112ZM2 71V70H1ZM114 71V70H113ZM198 71V70H197ZM9 71H7V73H8ZM111 72V71H110ZM2 73H4V72H2ZM2 73H0V75L2 74ZM6 73V74H7ZM195 73H196V75H195ZM254 74V73H253ZM4 76H5V73L3 74ZM8 76L10 75V73L9 74H7ZM194 75V76H193ZM12 76L13 77H15V82L16 81H18V82H21L20 81V79H18V77H17V75H15L14 76V74H12ZM11 76V80H12V77ZM116 76V77H117ZM121 76V77H120ZM2 75H1V80H2ZM5 78V77H4ZM18 80H17V79ZM20 78V77H19ZM115 78V77H114ZM113 78V79H114ZM118 78V77H117ZM259 78V77H258ZM112 79V80H113ZM121 79V80H122ZM5 80H6V78H5ZM5 80H3V81H5ZM9 80V79H8ZM7 80V81H8ZM120 80V81H121ZM178 80V81H177ZM179 80H181V81H179ZM259 80H261V79H259ZM1 82V83H4V82ZM5 82V83H9V86L11 85V86H13L14 87V85H12V83H14V80L13 81H11L12 83L10 84V81H8V82ZM115 81V80H114ZM113 81V82H114ZM116 81H119L118 79L116 80ZM116 81H115V83H116ZM126 81H124L125 82V84L124 85H126L124 88H123V80H122V84H120L121 82H119V84L120 85H123V86H121L123 89V93L124 94H127V93H125L124 91H125V88L127 87V83H126ZM140 81V82H139ZM143 81H145L146 82V84H145V82H143ZM152 81H154V82H152ZM185 81V82H184ZM17 82V83H18ZM5 83L3 84L4 85V89H5V87L7 86V85H5ZM115 83H113L114 85H115ZM150 83H151V85H152V83H154V85L153 86H150ZM179 83V84H180ZM186 83V84H187ZM128 85V86H131V85ZM255 84H258V83H255ZM260 84V83H259ZM120 85H119V87H118V82L116 83V85L114 86V90H115V95H116V88L115 87H118V90H120L121 91V89H119L120 88ZM24 85H22L21 87H19V85L17 84V88H20V90L22 89V87H23ZM175 86V87H174ZM180 86H182V85H179V87H177L176 89H178V90H180L181 89V91H182V89H184V87L186 86H182V88L180 87ZM13 87H8V88H6L7 90H5L6 92L8 91V89H9V91H8V95L10 94L9 92H11V93H14V94H10V96L11 95H15L16 96V94L18 95L19 93H18V89H16V94H15V92H14V90H15V88H16V85H15V88H13ZM172 87H174V88H172ZM259 87V86H258ZM23 88H25V86L23 87ZM180 88V89H179ZM190 88H191V85H190ZM11 89H14L13 91H10ZM137 89V90H138ZM186 89L187 90H189L187 87H186ZM23 90H25V89H22V91ZM128 90H130V88L128 89ZM250 90V89H249ZM27 91V90H26ZM29 91V90H28ZM27 91V92H28ZM120 91H118V96H120L119 94H120ZM127 91V90H126ZM147 91H149V93L150 94H148V92ZM152 91V92H151ZM246 91V90H245ZM20 92V91H19ZM27 92H25V93H22L21 92V98L23 97H25V96H22V95H25ZM31 92V91H30ZM30 92H28L27 93V95L30 93ZM239 92V91H238ZM32 93V92H31ZM122 92H121V95L123 94ZM129 93H133V92H131V90H130V92ZM146 93V94H145ZM174 93V92H173ZM175 93H177V92H175ZM242 93V92H241ZM0 94H1V92H0ZM4 94V93H3ZM212 94V93H211ZM210 94V97H211V101L214 99V95L212 94L211 95ZM264 94V93H263ZM8 95H6L7 96V98L9 97ZM26 95V98L29 96H27ZM31 95H33V94H31ZM30 95V96H31ZM144 95H146V96H148V98H149V96L151 97L150 98V100L149 99H146V97L144 96ZM171 95V96H170ZM235 95H236V93H235ZM248 95V94H247ZM20 96L18 97V96H16V101L18 100L17 98H19V103H20ZM29 96V97H30ZM34 97H35V95H33ZM32 96V97H33ZM117 96V95H116ZM115 96V97H116ZM128 96V95H127ZM237 96V95H236ZM241 96V95H240ZM5 97V96H4ZM12 97H14V96H12ZM12 97H10V99L12 100L11 102H13V100H14V98L12 99ZM121 97V96H120ZM126 96H124V98H125ZM130 98L131 97H135V96H129ZM128 97V98H129ZM168 97H171V98H168ZM178 97V96H177ZM177 97H174V101L176 102V100L175 99H177ZM3 98V97H2ZM1 97H0V156H3V157H6L7 155L9 156V153H11L10 154V156L12 157L13 156V153L11 152V151H14V153H17L16 151L17 150H20V149H22V147H24V149L25 150H27V152H26V156L32 151L33 152V150H35V151H37V153L36 152H33V153H36V154H40V153H42L43 155H45L42 151H43V149H41V142H40V140L42 141V142H44L43 141V139H44V137H46V136H44V135H48V134H46V131H45V129H47L48 127L50 128V126L48 125V127H46L47 125H45V129L43 130V132H41L42 130V128H39V126L37 125V129L34 127L35 125H32V124H30L29 122H30V120H31V122H32V119H30V117L31 116H29V118H28V116H27V119L29 120V122L27 123V121L25 122L24 121V119H25V117H22L23 115H25V114H27V111H26V113H25V110H27V109H25V110H23V112H21L22 111V109H19V107H17V109H19V110H21V111H19V110H15L16 108V102L14 101L13 103H15L14 104V110H15V112L16 113H14V111L13 110H11L13 107H11V106H13V105H11L10 107H9V109L5 106V104L7 105V103H8V105L7 106H9V102L7 101V100H9L10 101V99H7L6 97V100H3V99H5V98H3L2 99ZM21 99V100H24L25 101V103H26V98L25 99ZM117 98V97H116ZM119 98V97H118ZM127 98V97H126ZM28 99H30V102L32 103V101L31 100H33V98H28ZM121 99H123V98H121ZM151 99H152V103L155 101H157V102H159V100H160V102L159 103H156V104H160V103H162L161 104V106L160 105H158L159 107L158 108H153V110L151 109L152 107H149L148 108V106H147V104H144V101H145V103H146V101L148 100L149 101V103L148 104H151L152 105V103H151ZM169 99V100H168ZM173 100V99H172ZM134 101V102H133ZM167 101V102H166ZM177 101H179V103L178 102H176L175 104L176 105H178V104H180V102H181V100L180 99H177ZM240 101H241V103H242V105H241V108H239V110L240 111H242V112H244V115H245V113H246V110L245 109H247L248 107H250V108H252V106H253V103L252 102H250L248 99H246L245 97H241L240 98ZM4 102H5V104H4ZM11 102H10V104H11ZM27 102H28V100H27ZM133 102L135 105H136V107L138 108L137 110H138V112H137V110H136V112L138 113L137 115H139V117L138 118H140V120L138 121V123H139V125L138 126H136L135 127V125L134 124H136L137 123V120H138V118H136V117H134V118H136L137 120H135V122H134V120L133 119H131V116L133 115V116H135V112L132 114L131 112H133L132 111V108H133V106L132 107H130L132 104L131 103ZM154 102V103H155ZM249 102L251 103V104H249ZM264 102V101H263ZM12 103V104H13ZM17 103H18V101H17ZM18 103V105H20ZM24 102H22L21 103V105H20V108H22L21 106H23L22 104H23ZM31 103L29 104V102H28V104L32 107V105H31ZM123 103V104H122ZM119 104V103H118ZM129 104H130V106H129ZM133 104V105H134ZM166 104V105H167ZM247 104H249V105H247ZM262 104V103H261ZM27 105V104H26ZM28 105V107L30 108V110L32 109L30 106ZM135 105H134V109H135ZM144 105H146V106H144ZM150 105V106H151ZM170 105H171V103H170ZM170 105H168V106H170ZM250 105H252V106H250ZM24 106H25V104H24ZM164 106V105H163ZM162 106V107H163ZM167 106V107H168ZM26 107V106H25ZM24 107V108H25ZM153 107H157V106H153ZM27 108V107H26ZM169 108V107H168ZM238 108V107H237ZM117 109H119L118 108V106H117ZM116 109V110H117ZM133 109V110H134ZM139 109H140V111H139ZM154 109H155V111H154ZM157 109H159V110H157ZM236 109V108H235ZM9 110H11V112H12V114H10V111ZM29 109H28V112L30 113L31 111H30ZM167 110V109H166ZM166 110H163L164 112L166 111ZM17 111H19L20 112V115H17ZM118 111H120V110H118ZM135 111V110H134ZM151 111H153V113L156 115H153L152 116V114H151ZM167 111H169V110H167ZM237 111H238V109H237ZM164 112H162V113H164ZM232 112H235L234 110L233 111H231V113ZM241 112V113H242ZM250 112V111H249ZM248 112V113H249ZM251 112H253L254 114L253 115H255L256 113L258 114V112L256 111V109H254V108H252V111ZM250 112V113H251ZM256 112V113H255ZM23 113V115H21ZM25 113V114H24ZM28 113V114H29ZM116 113H118V115L116 114ZM230 113V114H231ZM240 113V112H239ZM249 113V114H250ZM19 114V113H18ZM132 114V115H131ZM172 114V113H171ZM230 114H229V116H230ZM247 114V113H246ZM115 115H114V119H115ZM231 115H233V114H231ZM237 115H238V112H237ZM237 115H235V113H234V117L235 116H237ZM243 115V114H242ZM241 115V116H242ZM264 115V113L262 114V116ZM26 116V115H25ZM40 116V115H39ZM39 116H37L36 115V117H39ZM167 116H169V115H167ZM230 117V118H233L232 120L231 119H227L228 118V116H227V118H226V120H225V125L228 127V126H230V124L228 123V121H232L233 123H234V119H236V118H234V117ZM239 116V115H238ZM12 117V118H11ZM35 117V118H36ZM120 117V118H119ZM159 117H160V115H159ZM171 117V116H170ZM169 117V118H170ZM240 117V116H239ZM245 117H246V115H245ZM245 117H243V118H245ZM248 114H247V119H248ZM259 117V116H258ZM31 118H33V117H31ZM34 118V119H35ZM43 118V117H42ZM41 117H40V120L42 119ZM172 118V117H171ZM250 118H251V116H250ZM27 119H25V120H27ZM37 119H39V118H37ZM157 119H158V117H157ZM157 119H155V122L157 121ZM40 120H38V121H40ZM132 121V123H131V121ZM238 118L235 120L236 121V123H239L238 122ZM249 120H252V118L251 119H249ZM254 120V119H253ZM260 120V119H259ZM258 120V121H259ZM263 120V119H262ZM115 121V122H116ZM42 122V121H41ZM46 122V121H45ZM48 122V121H47ZM154 122V121H153ZM241 122H244V121H241ZM248 122H250V121H247V123ZM255 122V121H254ZM36 124H39L38 122H35ZM50 123V122H49ZM48 123V124H49ZM120 123V124H119ZM152 123V122H151ZM236 123H234L233 124V126L236 124ZM259 123H261V122H259ZM42 124H45L44 122L42 123ZM41 124V126H43ZM59 124V123H58ZM99 124H101V123H99ZM240 124V123H239ZM238 124V125H239ZM246 124V122H244V124H242V125H245ZM262 124V123H261ZM50 125H53V123H51ZM54 125H56V124H54ZM65 125H67L66 123H65ZM64 125V126H65ZM237 125V124H236ZM242 125L240 124L239 126H241L240 127V129H242ZM252 125V124H251ZM264 125V124H263ZM58 127H59V125H57ZM56 126V127H57ZM62 126H63V124H62ZM68 126V125H67ZM67 126H65L66 127V130L68 129V127ZM239 126H237V127H239ZM246 126V125H245ZM248 126H249V124H248ZM248 126H246V128L248 127ZM250 127V126H249ZM254 127V126H253ZM39 128V129H38ZM44 128V127H43ZM48 128V129H49ZM52 128H53V126H52ZM52 128H50L51 129V131H52V133H51V131H48V129H47V132L49 133V134H52V136H53V134H55V133H57V137H59V135L61 134V131L63 130H65V129H62V128H64V127H61L60 129H62L61 131H59L57 128H55L54 130H56V131H54V133H53V129ZM228 128H231L232 129V127H228ZM235 128V127H234ZM233 128V129H234ZM81 129H83V128H81ZM80 129V130H81ZM96 129V128H95ZM237 129V128H236ZM239 129V128H238ZM253 129V128H252ZM96 130H98V129H96ZM161 130V129H160ZM162 130H165V129H162ZM162 130H161V132H162ZM247 130H249V131H253V130H251V129H247ZM44 131H45V134H44ZM166 131V130H165ZM164 131V132H165ZM243 131V130H242ZM246 131V130H245ZM245 131H243V132H245ZM58 132L60 133V134H58ZM80 132H83V130L82 131H80ZM97 132V135H98V131H96ZM231 132V131H230ZM235 132V134H237L236 133V131H234ZM258 132V131H257ZM77 133V134H76ZM78 133H79V130H77L76 132H75V134L77 135V136H79L78 135ZM85 133V132H84ZM94 133H95V130H94ZM163 133V132H162ZM239 133V132H238ZM259 133H261V132H259ZM74 134V135H75ZM83 134V133H82ZM93 134V133H92ZM234 134V135H235ZM239 134H242V133H239ZM244 134V133H243ZM242 134V135H243ZM249 134V132L247 133V132H245V134H244V136L246 135V137L248 136V137H251V132H250V134ZM254 134H255V132H254ZM84 135V134H83ZM241 135V136H242ZM51 136V135H50ZM52 136L51 137H49V135L46 137V138H48V141H49V139L51 138V140H52ZM56 136V134L54 135V137ZM80 136H82V135H80ZM145 136V137H144ZM236 136V135H235ZM259 136V135H258ZM4 137V139H5V137H7L5 140H7L8 138H9V142H6V143H4L3 141H5L4 139H2ZM74 137V139L75 140H78V137H76L75 138V136H73ZM72 137V138H73ZM92 137V136H91ZM90 137V138H91ZM105 137H107V136H105ZM104 137V138H105ZM114 137V138H115ZM144 137V138H143ZM238 137V136H237ZM243 137V136H242ZM254 137V136H253ZM261 137H263V136H261ZM98 137H96V139H97ZM103 138V139H104ZM109 138V137H108ZM108 138H106L105 140H107L108 141ZM117 137H116V139H118ZM143 139V141H141L142 139ZM257 138V137H256ZM255 138V139H256ZM53 139H57V138H53ZM60 139V138H59ZM59 139H57V140H59ZM74 139H72V140H74ZM91 139H93V137L91 138ZM96 139H94V140H96ZM111 139V138H110ZM109 139V140H110ZM141 139V140H140ZM242 139V138H241ZM252 139V138H251ZM264 139V138H263ZM51 140L49 141V142H51ZM52 141L53 143H56V142H60V141ZM93 140V141H94ZM98 140V139H97ZM111 140H115V139H111ZM247 140V138L245 139V141ZM46 141V140H45ZM65 143L67 142V141H65V140H63ZM61 142L59 145H61V144H64V142ZM93 141H91L92 142V144H93ZM104 142V143H101V145L102 146H104V148H107V147H105L106 146V144H108L109 143V145H111L110 144V142L108 141H104V140H99V143L100 142ZM242 141H244V139H242ZM241 141V142H242ZM252 141V140H251ZM254 141V140H253ZM256 141V140H255ZM254 141V142H255ZM262 141V140H261ZM48 142V144L50 145V143ZM69 142V141H68ZM67 142V143H68ZM75 142V144H77L76 143V141H74ZM79 142V141H78ZM97 142V141H96ZM96 142H94V143H96ZM107 142V143H106ZM143 144H142V143ZM264 142V141H263ZM8 143V144H7ZM45 143V142H44ZM44 143H42L43 145H44ZM52 143V144H53ZM70 143V142H69ZM72 144H73V142H71ZM82 143H84V144H86L85 142H82ZM88 143V142H87ZM99 143H96V149H98V145L97 144H99ZM106 143V144H105ZM138 143H139V146H140V148H138ZM140 143L142 144V145H144V147H143V149H142V147H141V145H140ZM247 143V142H246ZM251 143H253V142H251ZM256 143V145H257V141L255 142ZM51 144V146H54L53 148L55 149V150H57V149H59V150H57L56 152L54 151L53 153H52V151L53 150H51L50 149V146L49 145H47L48 147H45V149H49V150H51V152L50 153H52V154H50V155H48V156H50L49 157V160L52 158H54L53 159V161H55L56 159H58V158H64V157H66L67 159H69V160H72L73 158H74V154H76V153H74L73 154V150L74 149H76V148H78V146L76 145V147L75 148H73V150L71 149L72 147H70V146H64V148H61L60 146V148H58V143L56 144V146L55 145H52ZM75 144H74V146H75ZM80 144V143H79ZM91 144V143H90ZM69 145V144H68ZM87 145H89V144H87ZM86 145V146H87ZM255 145V144H254ZM45 146V145H44ZM82 146V145H81ZM80 146V147H81ZM90 146V145H89ZM92 147H94L95 146V144H94V146L93 145H91ZM90 146V147H91ZM98 146V147H97ZM57 147V148H56ZM63 147V146H62ZM80 147H79V150H81V152L83 151V146L81 147V149H80ZM109 147V146H108ZM111 147H110V149H111ZM254 147H257V146H254ZM254 147H252V148H254ZM44 148V147H43ZM85 148H87V147H85ZM140 149V150H138V149ZM180 148V147H179ZM220 148H224L223 146H220ZM251 148V147H250ZM258 148V147H257ZM256 148V149H257ZM261 148V147H260ZM47 149V150H48ZM87 149H91V148H87ZM95 148H94V150H96ZM154 150H152V151H154V152H152L153 153V155H159V152L161 151V153H162V151L164 150H160L159 148H157V149H159L158 151L159 152H157L156 151V149H155V147L153 148ZM212 149H214L213 147H212ZM218 149H219V146L218 147H216V149H214L215 151H218ZM243 149H244V146H243ZM264 149V148H263ZM38 150H39V152H38ZM46 150V151H47ZM79 150H77L78 152H80ZM91 150H93V149H91ZM107 150V149H106ZM108 150H109V148H108ZM151 150H149L150 152H151ZM259 150V149H258ZM261 150V149H260ZM46 151H44V152H46ZM76 151V150H75ZM85 151H88V150H85ZM97 151V150H96ZM100 151V150H99ZM114 151H112V153H111V151H109L110 153H111V155L112 156H117L116 154L114 155ZM180 152H182V150H181V148H180V150H179ZM245 151H246V148H245ZM257 151V150H256ZM23 152V150H21V153ZM48 152V153H49ZM92 152V151H91ZM91 152H88V153H91ZM95 151H93V153H92V155H94L95 153H94ZM102 152H106L107 153V151H105V150H103ZM140 152V153H139ZM165 152H169V151H165ZM165 152H163L162 154L160 153V155H162V157L164 158V156L166 157L167 156V158H168V160L170 159V156H172V155H170L169 154V156L168 155H166V153ZM223 152H226V150H223L222 151V153ZM252 152V151H251ZM254 152H255V150H254ZM260 152V151H259ZM261 152H264V150H261ZM24 153H25V151H24ZM48 153H46V156H47V154ZM99 153V152H98ZM97 153V154H98ZM100 153H101V151H100ZM124 153H127L126 155L124 154ZM164 153H165V155H164ZM170 153V152H169ZM23 154V153H22ZM32 154V153H31ZM29 155V156H32V155ZM86 154V153H85ZM168 154V153H167ZM182 154H183V152H182ZM6 155V156H5ZM17 156H18V158L21 156V154H20V151H19V154H16ZM20 155V156H19ZM34 155V154H33ZM77 155H79V156H81V158H79L80 160L81 159H84V157L82 158V155L84 156V154H83V152L80 154V153H77ZM88 155H91V154H88ZM88 155H87V157H88ZM91 155V156H92ZM101 155H103V156H105L106 154H101ZM107 155H109L108 153H107ZM254 155H256V152H255V154ZM8 157V158H10V161H11V157ZM14 156H15V154H14ZM35 157H36V155H34ZM34 156H32L33 158H34ZM48 156L46 157V161H49L48 160ZM60 156H62V157H60ZM76 156V155H75ZM79 156H76V158L77 157H79ZM123 156V158H120V157H122ZM129 156V157H130ZM259 156H260V154H259ZM258 156V153H257V156H255V157H259ZM262 157H264V155L262 154L261 155ZM32 157H29V158H27V157H25V158H27L26 160H28V159H30L31 158V160L33 161V158ZM93 157V156H92ZM94 157H96V155L94 156ZM93 157V158H94ZM106 158H108L107 156H105ZM105 157H103L104 159H105ZM115 157H113V158H115ZM127 157H128V155H127ZM127 157H125L126 159H127ZM128 157V158H129ZM158 157H161V156H158ZM221 157V156H220ZM254 157V158H255ZM7 158V157H6ZM14 157H12V160H14V162H16V160L18 159L17 157V159L15 160V159H13ZM21 158H24V157H21ZM56 158V159H55ZM65 158V159H66ZM90 158V157H89ZM120 158V159H119ZM166 158V159H167ZM172 158V157H171ZM182 158H184L183 156H182ZM238 158H240L239 159V163H238V175H239V177L240 178H242V179H244V180H246V181H248V182H252V181H255V180H264V168L262 169V168H260L259 169V171H260V174H258L255 170V166H254V164H253V159H251V157H250V155L248 154V153H246V152H244V153H242ZM5 159V158H4ZM60 159H58V160H60ZM78 159V158H77ZM76 159V160H77ZM77 160V161H80V160ZM92 159V158H91ZM90 159V160H91ZM109 160H111L110 159V157L108 158ZM131 159V158H130ZM7 160V159H6ZM23 160V159H22ZM21 160V161H22ZM25 160V159H24ZM25 160V161H26ZM31 160H29V161H27V163L28 162H32ZM57 160V161H58ZM76 160H74V162L72 161V163L74 164L75 163V165H76ZM88 159L87 158H85L84 159V161H87ZM107 160V159H106ZM114 160V159H113ZM113 160H111V162L113 161ZM9 161V160H8ZM8 161H6V162H8ZM9 161V162H10ZM63 161H64V159H63ZM95 161V163H96V160H94ZM263 161V160H262ZM7 163L8 164V166L9 167H11V166H13V164H15L14 162H10V163ZM18 162V161H17ZM52 162V160L50 161V163ZM56 162V161H55ZM54 162V163H55ZM58 162H60V161H58ZM61 162H62V160H61ZM61 162L59 163L60 165H61ZM90 162V161H89ZM106 162H108V160L106 161ZM110 162V161H109ZM111 162H110V164H111ZM116 162H112V163H114V164H117ZM121 162H119V164H121L122 166H123V164L121 163ZM264 162V161H263ZM1 163H3V162H1ZM11 163H13V164H11ZM26 163V162H25ZM48 163V162H47ZM49 163V164H50ZM65 163V162H64ZM72 163H70V165L72 164ZM84 163V162H83ZM91 163H93V161L91 160ZM4 164V163H3ZM6 164V165H7ZM10 164H11V166H10ZM18 164V163H17ZM52 165H55L56 167H58L59 165H57L58 163L56 162V164H53V163H51ZM51 164H50V166H51ZM78 164H79V162H78ZM77 164V165H78ZM106 164V163H105ZM108 164V163H107ZM105 165V167L106 166H108V165H110V164H108V165ZM182 164H184V163H182ZM4 166V167H6L7 168V166ZM16 165V164H15ZM19 166L21 165V164H18ZM82 164H79L78 166H81ZM83 165H90V163L88 164L87 162H86V164H83ZM82 165V166H83ZM95 165V164H94ZM121 165H115L116 167L118 166L119 168H120V172L122 173V171H121ZM17 166V165H16ZM16 166H13V167H15L16 168ZM19 166H18V168H16V169H19ZM22 166V165H21ZM54 166V167H55ZM67 166V165H66ZM82 166H81V168H82ZM91 167L93 166V164H91L90 165ZM89 166V167H90ZM113 166V165H112ZM121 166V167H120ZM61 167V166H60ZM64 167V166H63ZM69 167V166H68ZM89 168V169H92V168ZM109 168H112L111 170H113V168L114 167H111V165L110 166H108ZM117 167V168H118ZM14 168V169H15ZM67 168V167H66ZM70 168H71V166H70ZM69 168V169H70ZM80 168V169H81ZM86 168V167H85ZM107 168V167H106ZM118 168V169H119ZM0 169H2V167H0ZM7 169H9V168H7ZM6 169V170H7ZM14 169H12V170H14ZM69 169L67 170V171H69ZM89 169H85V170H89ZM94 169V168H93ZM108 169V168H107ZM116 169V168H115ZM122 169H123V167H122ZM181 169L182 170H184V173H187V180L185 179V181H183V180H180V181H183L182 183H183V188H180V190H179V192L182 194V195H185L186 193H188V192H190L191 190H192V188L190 187V185H191V180H190V176L189 175H191L190 173V171H192L191 169L189 170V172H188V168H187V166L184 164V165H182L181 166ZM194 169L196 170V172L195 173H193L195 170H193L192 171V178L195 180L196 179V177H197V169H196V167L194 166ZM82 170V169H81ZM117 170V169H116ZM116 170H113L114 172H116ZM125 170V169H124ZM67 171H65V172H67ZM90 171V170H89ZM88 171V172H89ZM113 171H110V173L111 172H113ZM4 172H6V171H3L2 172V175H4L5 173ZM9 172H10V170H9ZM12 172V171H11ZM70 172H71V170H70ZM83 173H85V171L83 170L82 171ZM97 172V171H96ZM124 172V171H123ZM4 173V174H3ZM83 173H80V171H79V176H77V178L79 177L80 179H84L85 178V176L86 175H84V177H83ZM67 174V173H66ZM80 174H82V177H81V175ZM98 174V173H97ZM120 174V173H119ZM118 174V175H119ZM0 176V177H2L1 179L3 180L4 178H3V176ZM68 175H69V173H68ZM67 175V176H68ZM88 175V174H87ZM118 175H117V177H118ZM122 175H123V173H122ZM5 176H7V174L5 175ZM71 176V175H70ZM70 176H68L69 177V179L71 178ZM89 176V175H88ZM87 176V177H88ZM115 176H116V174H115ZM97 176H94V180L95 179H97L96 178ZM189 177V178H188ZM7 179H8V176L6 177ZM75 178V177H74ZM73 178V176H72V179H74ZM76 178V179H77ZM155 178V177H154ZM153 178V179H154ZM82 179V180H83ZM152 179V180H153ZM4 180H6V179H4ZM3 180V181H4ZM71 180V179H70ZM78 181H81V180H79L78 179ZM78 181H76L77 182V184H78ZM96 181V180H95ZM98 181H99V178H98ZM153 181H156V180H153ZM179 181V182H180ZM81 182H83V181H81ZM84 182H85V180H84ZM158 182H160V180L158 181ZM190 182V183H189ZM194 182V181H193ZM88 183V182H87ZM95 183V182H94ZM96 183H97V181H96ZM155 183V182H154ZM162 184H160V183H157V181H156V184H153V185H155L154 186V189L153 190H156V194H163L165 197L167 196V195H169L170 193H169V191L167 192H163V190L162 189H164V185H163V182H161ZM87 185H89V183L87 184ZM90 185H92V184H90ZM96 185V184H95ZM94 185V186H95ZM83 186V185H82ZM236 190V189H235ZM164 191H165V189H164ZM237 191V190H236ZM156 196V195H155ZM154 196V197H155ZM155 199L157 200V198H154V201H155ZM253 200V199H252ZM255 201V200H254ZM253 202V201H252ZM252 202H250V203H248V205H246V206H250V204L252 203ZM254 203V202H253ZM256 203V202H255ZM157 203H155V205H156ZM258 206H260V208H262V206L260 205V204H257ZM251 206H254L253 207V209H254V215H255V213H256V211H258L257 209H258V206L256 207L255 205H252L251 204ZM264 207V206H263ZM248 208H251V207H248ZM255 208H257V209H255ZM260 208H259V210H260ZM252 209V210H253ZM202 210V209H201ZM263 210V209H262ZM245 211V209L243 210V212ZM248 211H250L249 213L252 215V213H251V209H249V210H246V212H248ZM261 211V210H260ZM242 212V213H243ZM259 212V211H258ZM245 213V212H244ZM262 214L264 213L263 211L261 212ZM201 214V213H200ZM250 214H248V216L247 217H251V215ZM257 214V213H256ZM195 215H196V212H195ZM213 215V216H212ZM214 215H215V213L214 212H212V211H210L208 208H205V210L203 211V216H202V218H204V219H206V218H209V217H213V219L215 218L214 217ZM243 215V214H242ZM250 215V216H249ZM259 215H261V214H259ZM197 216V215H196ZM239 216H241V214L239 215ZM239 216L237 217V218H239ZM244 217H245V215H243ZM242 217V216H241ZM241 217L239 218V220L241 219ZM244 217H242V219L244 218ZM262 217L264 218V214L262 215ZM262 217L260 218V219H262ZM212 219V218H211ZM211 219H208V220H210L209 222L212 224V222H211ZM212 219V220H213ZM247 219V218H246ZM245 219V220H246ZM251 219H252V217H251ZM250 219V221H252V220H254V219H252L251 220ZM257 219H259V217H257L256 216V219H255V221L257 220ZM259 219V220H260ZM236 220V219H235ZM238 219H237V221H238V223L237 222H234V223H237L236 225H238L239 223H240V221H242V220H240L239 221ZM264 220V219H263ZM202 221H204V220H202ZM206 221V220H205ZM258 221V220H257ZM256 221V222H257ZM262 221V220H261ZM208 222V221H207ZM242 222H244V220L242 221ZM254 222V221H253ZM200 223H202V222H200ZM245 223V224H244ZM244 223H240V227L244 224V225H246V222H244ZM182 224V223H181ZM203 224H204V222H203ZM242 224V225H241ZM248 225H249V223H247ZM254 224H255V222H254ZM254 224L252 223H250V225H253L254 226ZM142 225V224H141ZM144 226H146V227H148L146 224H143ZM142 225V226H143ZM187 224H185V225H182L183 227L185 226L186 227V230L184 229V228H181V229H179V232H181L180 230H183L182 232H183V234H184V236L186 237H188V239H189V237H192L193 236V233H192V235L191 236H188V235H185V233L184 232H193L192 230H191V225H189V228H190V230L188 231V227L186 226ZM213 225V224H212ZM235 225V224H234ZM236 225H235V227H236ZM144 226H143V228H144ZM181 226V227H182ZM214 226H216V225H214ZM145 227V228H146ZM217 227V226H216ZM240 227H238L237 226V228H234V229H239L238 231H240V229H242V227L240 228ZM245 227H247V225L246 226H244L243 228H245ZM256 227V229H254ZM142 228V232L141 233H144V232H146V229L144 228L143 229ZM151 228V227H150ZM150 228H148L149 230H150ZM247 228H250V227H247ZM247 228H245L244 229V231L247 229ZM251 228H253V227H251ZM254 230H255V232L256 233H260V235L259 234H256L255 233V235H258V236H262L261 238L259 237H257V236H255L256 238L255 239H261V241L259 242V240H258V244L257 245H255L254 244V239H253V241H252V239H251V241L253 242H250V240L248 241V240H243V239H246V236L245 235H243V236H245V238L242 236V240H241V235L240 234H238V235H240V237L238 236L237 237V239L235 238L236 236H237V234L236 233H238V231L236 232V233H234V234H236V235H234V234H232V235H234V236H232L233 238H235L236 240H238L239 241V239L238 238H240V241H241V245H242V243H243V245L242 246H244L241 250L242 251H244V253L242 252L241 254H244V257H245V259L246 258H249V259H252L251 261H255L254 262V264H264V225H263V223L261 224V222L259 223V222H257V224H256V226H254ZM147 229V230H148ZM118 230V229H117ZM185 230V231H184ZM194 230V229H193ZM250 230V229H249ZM248 230V231H249ZM120 231V230H119ZM119 231L117 232L118 233V235H119ZM144 231V232H143ZM152 231V230H151ZM150 231V233H149V231H147L149 234H148V236H147V232L145 233V234H141L142 236H144V237H150V234H151V238H152V236H154V235H152V232ZM154 231V230H153ZM233 231V230H232ZM236 231V230H235ZM248 231H246L247 232V234H248ZM250 231H252V232H254L252 229L250 230ZM116 232V231H115ZM114 232V234L116 235L117 233H115ZM121 232H122V230H121ZM124 232V231H123ZM122 232V233H123ZM154 233V232H153ZM166 233V235H170V233H167V232H165ZM233 233V232H232ZM239 233H241V231L239 232ZM114 234H113V236H114ZM155 235H156V237H157V235H158V233H154ZM182 234V233H181ZM243 234V233H242ZM249 234H251V232H249ZM252 234H254V233H252ZM252 234L250 235L251 237L250 238H252ZM117 235V236H118ZM121 235L122 234H120V236L119 237H121ZM123 235H127V234H123ZM161 235V236H160ZM160 235H158V239H160L161 241H163V238H166V237H162L163 236V232H162V234L160 233ZM165 235V236H166ZM117 236H115V237H117ZM128 236V235H127ZM159 236H160V238H159ZM167 236V237H168ZM179 236H181L180 235V233H179ZM124 237V236H123ZM171 237V240H173V241H176V242H178V243H180V241H181V239H180V241H177V238L175 237L174 238V236H170ZM169 237V238H170ZM172 237H173V239H172ZM183 237V236H182ZM182 237H178V238H182ZM184 237V238H185ZM187 237H186V239H187ZM230 237H231V234H230ZM229 237V238H230ZM231 237V238H232ZM254 237V236H253ZM150 238V239H151ZM154 238V237H153ZM152 238V239H153ZM169 238L167 239V241H169ZM183 238V239H184ZM113 239H115L114 237H113ZM113 239H112V243L110 242V244H108V247H109V245H113V243H114V241H113ZM117 239V238H116ZM115 239V241L117 242V240ZM121 239V238H120ZM120 239H119V242H122L124 239H126L125 237H124V239L122 240V241H120ZM129 238L127 237V240H128ZM143 239V238H142ZM150 239H148V243H149V240ZM157 239V241H160V240H158ZM249 239V238H248ZM144 240V239H143ZM142 240V243L144 242ZM146 240V242H147V239H145ZM154 240V242H157L155 239H153ZM190 240V239H189ZM231 240V239H230ZM33 241V240H32ZM125 241V244H126V242H128V241H126V240H124ZM151 241V240H150ZM192 241V240H191ZM233 241V240H232ZM231 241V242H232ZM238 241H236V242H232V243H234V244H240V241L238 242ZM119 242H117L118 244H119ZM172 242V241H171ZM176 242H173L174 243V245H175V243ZM182 242V241H181ZM187 242H189V241H187ZM193 242H194V240H193ZM192 242V243H193ZM141 243V246L139 245V249H141V250H139V252H138V249H137V246H136V249L134 248V250H137V252H138V254L139 253H143V252H145L144 251V249L143 248H140V247H144L145 245L147 246V243H143L142 244ZM151 243H153V242H151ZM172 243V244H173ZM177 243V244H178ZM186 243V242H185ZM190 243V242H189ZM191 243V244H192ZM255 243H257V241H255ZM114 244H116V243H114ZM121 244V243H120ZM122 244H124V242H122ZM121 244V245H122ZM165 245H167V244H171L170 242H168L167 244L166 243H164ZM172 244L170 245L171 247H172V249L170 250V252H169V250H167V252L168 253H166L163 257H161L162 256V254H161V258L159 257V259H157V257L155 258V257H153V255L152 256H149V255H151V253L150 254H148V258L149 257H152L151 259L153 260L154 258L155 259H157L156 260V262L153 260V263L155 262V264H202L204 261L202 260V259H204V258H206L205 256L203 257V254L201 253V252H203V251H208L207 249H206V247L208 248V246H206V245H203L204 243H201L203 246H204V248L205 249H203V247H202V249H203V251H201L200 252V250L199 249H201V248H199V249H197V250H199V252L202 254L201 256H202V258H201V260L203 261V262H201V260H200V258H199V256H200V253H199V256L197 255V253L195 254H188L189 252H190V250L189 249H191L189 246H187V247H185V249H188V247H189V252L188 253H186V251H185V249H183V252H180V251H182L181 250V248L180 247H178V245H176V246H172ZM142 245H144V246H142ZM164 245V246H165ZM182 245H183V242H182ZM190 245V244H189ZM196 245H197V243H196ZM130 246V245H129ZM145 246V247H146ZM149 246V245H148ZM147 246V247H148ZM153 246H156V245H153ZM157 246H159V245H157ZM163 245H161V247H162ZM169 246V247H170ZM181 246V245H180ZM191 246V245H190ZM238 247H239V245H237ZM242 246H240V247H242ZM112 247H114V246H112ZM117 247H118V245H117ZM120 247V246H119ZM124 247H128V245L127 246H124ZM123 247V245H122V247L121 248H124ZM133 247H135V246H132V248ZM152 246H150V248H151ZM168 247V245L166 246V248ZM170 247V248H171ZM182 247V246H181ZM194 247V248H193ZM192 248H193V250L191 251V252H193V251H196V249H195V245L193 246ZM196 247H201V245L199 246H196ZM235 247H236V245H235ZM102 248H103V246H102ZM102 248H100V251H102ZM104 248H105V246H104ZM103 248V251L105 250ZM106 248H107V246H106ZM121 248H117V249H120L119 251L121 252V253H119V255H121L122 253L124 254V253H126L127 254V252L123 249L122 251H124V252H122L121 251ZM129 248H131V246L129 247ZM149 248V249H150ZM154 248H156V249H158V251L159 250H161V248L159 249V247L157 248V247H154ZM154 248H152V249H154ZM162 248H164L165 250H166V248L165 247H162ZM170 248H168V249H170ZM237 248V247H236ZM110 249L112 250V248L110 247ZM117 249H116V251H117ZM143 249V250H142ZM147 249V248H146ZM145 249V250H146ZM152 249H151V251H152ZM155 249V250H156ZM163 249V250H164ZM35 251H36V249H34ZM107 250H109V249H107ZM130 250V249H129ZM134 250H133V253H135L134 252ZM155 250H153L152 251V253L154 254V252H156V253H159V252H157V250L155 251ZM164 250V251H165ZM237 250V249H236ZM239 248H238V250H237V252L239 251H241ZM33 251V250H32ZM34 251V252H35ZM102 251V252H103ZM119 251H117V252H119ZM141 251V252H140ZM146 251H148V249L146 250ZM150 251V250H149ZM148 251V252H149ZM184 251H185V253H184ZM39 252H40V250H39ZM107 252H109V253H113V252H115V249L113 250V252H110V250L109 251H107ZM106 252V253H107ZM132 252V251H131ZM105 253V252H104ZM108 253V254H109ZM132 253V254H133ZM147 253V252H146ZM162 253V252H161ZM205 253H207V252H205ZM38 254V253H37ZM99 254H100V252H99ZM98 254V256L100 257V256H102V254L101 255H99ZM123 254L121 255V256H119V257H121V259H122V257H124L123 256ZM126 254H124L125 255V260H126ZM164 254V253H163ZM223 254H226V253H223ZM236 254V253H235ZM238 254V253H237ZM240 254V255H241ZM43 255V254H42ZM42 255H40V254H38V256H42ZM44 255H45V251H44ZM49 255V254H48ZM115 255H116V252H115ZM135 255L138 257V255H137V253H135ZM142 255H144V253L142 254ZM142 255H140V257L142 256ZM147 255V254H146ZM146 255H144V256H146ZM155 255V254H154ZM158 255V254H157ZM188 255V256H187ZM189 255H191L190 256V259H188L189 258ZM228 255H229V253H228ZM228 255H227V258H228ZM231 255V254H230ZM46 256V255H45ZM44 256V257H45ZM114 256V255H113ZM112 256V257H113ZM136 256H134V258H136V259H134L133 260V257H130V258H132V260L133 261H135V263L137 262V257ZM236 255H234V257H235ZM238 256V255H237ZM236 256V258H238ZM43 257V256H42ZM48 257V256H47ZM47 257H46V259H47ZM108 257V256H107ZM112 257H111V255H110V260L112 259ZM117 258H118V255L116 256ZM116 257H113V261H114V258H115V260H116ZM139 257V258H140ZM230 258H231V256H229ZM41 258V257H40ZM48 258H50V255H49V257ZM104 258V257H103ZM102 258V259H103ZM105 258H106V256H105ZM129 258V259H130ZM142 258V257H141ZM140 258V260L138 259V261H142V260H145V261H147V259L148 258H146V259H144V258H142L141 259ZM225 257H223V259H224ZM230 258H229V260H230ZM232 258H233V256H232ZM232 258H231V260H232ZM235 258V259H236ZM100 259V258H99ZM109 259H107V260H109ZM120 259V260H121ZM127 259H128V257H127ZM150 259V258H149ZM222 259V260H223ZM235 259H233L232 261H234ZM239 259H241V257H239ZM239 259H237V261H235L233 264H236V262H238L237 264H239ZM242 259H243V257H242ZM241 259V260H242ZM106 260V259H105ZM119 260V259H118ZM118 260H116V262H118L119 263V261ZM152 260H150V262L152 261ZM226 260H228V259H225V261L224 262H227ZM231 260H230V262H231ZM240 260V261H241ZM112 260H111V263L113 262ZM127 261L128 260H126V263H127ZM133 261L131 262H129L130 264H133ZM243 261V260H242ZM245 261V260H244ZM98 262H100L101 263V261L99 260ZM115 262V263H116ZM121 262H122V260H121ZM123 262H125L124 260H123ZM224 262H222V263H224ZM1 263V262H0ZM102 263H104V261L102 262ZM105 263H107V262H105ZM114 263V262H113ZM112 263V264H113ZM118 263H116V264H118ZM128 263V264H129ZM134 263V264H135ZM142 263V262H141ZM143 263H144V261H143ZM147 263V262H146ZM241 263V262H240ZM251 263V262H250ZM1 264H3V262L1 263ZM9 264V263H8ZM19 264H21V263H19ZM22 264H25V263H22ZM99 264V263H98ZM109 264H110V262H109ZM119 264H121V263H119ZM140 264V263H139ZM147 264H149V260H148V263ZM203 264H205V263H203ZM220 264V263H219ZM224 264H232V262L231 263H224ZM242 264H244V263H242ZM247 264V263H246Z\"/></svg>",
    "mask_w": 264,
    "mask_h": 264
}]
</instances>
